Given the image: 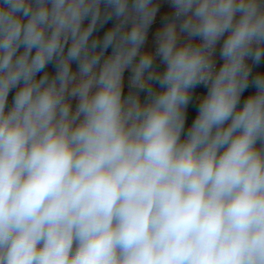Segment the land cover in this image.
Instances as JSON below:
<instances>
[{
	"label": "clouds",
	"instance_id": "9594fccd",
	"mask_svg": "<svg viewBox=\"0 0 264 264\" xmlns=\"http://www.w3.org/2000/svg\"><path fill=\"white\" fill-rule=\"evenodd\" d=\"M0 264H264V0H0Z\"/></svg>",
	"mask_w": 264,
	"mask_h": 264
},
{
	"label": "trees",
	"instance_id": "16d2710c",
	"mask_svg": "<svg viewBox=\"0 0 264 264\" xmlns=\"http://www.w3.org/2000/svg\"><path fill=\"white\" fill-rule=\"evenodd\" d=\"M190 112H191L193 115H190V117H189V122L191 121V119H192L193 116H194L195 109L190 107Z\"/></svg>",
	"mask_w": 264,
	"mask_h": 264
}]
</instances>
